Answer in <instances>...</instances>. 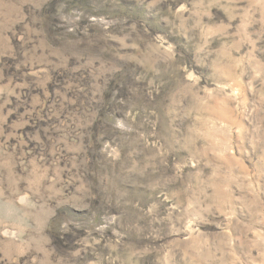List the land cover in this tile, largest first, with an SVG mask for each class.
I'll use <instances>...</instances> for the list:
<instances>
[{
  "label": "rangeland",
  "instance_id": "1",
  "mask_svg": "<svg viewBox=\"0 0 264 264\" xmlns=\"http://www.w3.org/2000/svg\"><path fill=\"white\" fill-rule=\"evenodd\" d=\"M0 264H264V0H0Z\"/></svg>",
  "mask_w": 264,
  "mask_h": 264
}]
</instances>
